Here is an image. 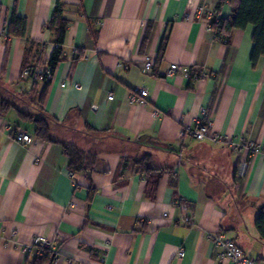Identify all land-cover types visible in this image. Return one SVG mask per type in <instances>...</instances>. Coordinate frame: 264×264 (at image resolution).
Masks as SVG:
<instances>
[{
	"label": "crops",
	"instance_id": "0c3cea01",
	"mask_svg": "<svg viewBox=\"0 0 264 264\" xmlns=\"http://www.w3.org/2000/svg\"><path fill=\"white\" fill-rule=\"evenodd\" d=\"M56 1L0 0V78L14 104L0 112V264H35L44 254L48 264H231L216 260L217 234L264 261L254 225L264 151L239 181L246 150L180 137L206 110L214 131L264 150V59L250 60L252 26L226 45L210 22L230 17L227 1L216 10L218 0H60L69 24L41 109L57 122L54 138L96 156L91 170L73 172L63 145L35 137L16 113L32 112L21 95L43 88L21 70L31 42L27 65L44 70L55 43L43 25ZM14 11L26 32L8 38ZM145 56L153 72L142 70ZM201 71L208 77L187 76ZM135 89L147 91L146 104L129 99ZM18 129L30 143L16 141ZM142 155L167 168L155 190L133 163ZM36 237L50 243L42 256Z\"/></svg>",
	"mask_w": 264,
	"mask_h": 264
},
{
	"label": "trees",
	"instance_id": "16d2710c",
	"mask_svg": "<svg viewBox=\"0 0 264 264\" xmlns=\"http://www.w3.org/2000/svg\"><path fill=\"white\" fill-rule=\"evenodd\" d=\"M224 1L228 2L231 8V15L228 18H213L211 20L210 28L214 35L221 39L226 45H229L231 33L234 30H244L246 27L252 26L253 33L251 40L253 46L250 60L255 64L260 58L264 59V0H218L216 3V10L221 8ZM63 8L64 4L60 0H57L50 20L43 25L44 29L49 30L54 35V48L50 57L44 63V71H48L50 74H53L57 64L63 56L62 45L69 24V21L63 16ZM26 27V18L17 16L14 11L7 24V37H23L26 32ZM34 46L35 44L31 42L28 43L25 49L22 72L30 67L27 65V61ZM163 49L164 43L162 42L158 51V58L161 57ZM43 84V88L40 92L33 87L28 93L21 95L22 99L26 100L34 110L32 112H26L16 109L19 123L24 126H32L33 135L43 141L61 143L68 157L69 170L73 172H87L91 170L96 160L94 154L79 150L74 144L58 140L51 134L53 125L57 124V122L54 118L47 116L41 109V104L44 101L49 81L43 82ZM5 93H8V91L0 78L1 114L6 113L10 108H14L13 102L5 96ZM170 148L172 149V147ZM125 161H127L126 158ZM133 163L137 165V170L146 175L147 187L155 190L162 173L167 168L152 166L151 157L149 155H142L137 159H133ZM241 178L243 177H238L235 169V179L241 181ZM254 225L260 239L264 242V204L260 207L255 217ZM49 261V255L44 254V256L36 259L35 264H48Z\"/></svg>",
	"mask_w": 264,
	"mask_h": 264
},
{
	"label": "built area",
	"instance_id": "2783aa9c",
	"mask_svg": "<svg viewBox=\"0 0 264 264\" xmlns=\"http://www.w3.org/2000/svg\"><path fill=\"white\" fill-rule=\"evenodd\" d=\"M142 70L146 72H153L154 70V60L148 56L143 57ZM177 70L176 64H171L169 70L167 71V76H171ZM190 80H197L207 78L208 75L204 72H188ZM22 78L30 79L32 81L48 82L52 79V74L48 71L40 70L37 66H30L26 68L22 74ZM147 91L145 89H135L130 92L129 99L139 105L146 104ZM109 100L112 99V94L107 97ZM189 135L196 141H203L208 138L214 143L224 144L226 147L234 151L246 150L247 155L243 158L237 165L236 174L238 177H245L248 167L249 159L255 153L264 151L260 146L254 144L253 142L235 143L231 138L221 135L213 130L212 121L210 119V114L206 110H202L201 117L196 120V127L194 129H182L180 132V137ZM16 141L25 145L31 142V135L22 130L18 129L15 135ZM214 244L217 248L216 260L218 262L222 260H227L231 264H264V261L258 262L255 259L248 257L244 254L240 247H238L233 241L227 238L224 234H217L213 237ZM33 245L37 246L36 255L42 256L44 252L50 247V243L42 238L36 237L33 239ZM184 255L182 250H179L177 257L181 258ZM68 264H74V262H68Z\"/></svg>",
	"mask_w": 264,
	"mask_h": 264
}]
</instances>
